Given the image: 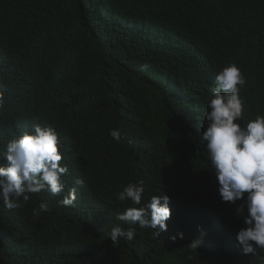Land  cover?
Instances as JSON below:
<instances>
[{"label": "trees", "instance_id": "obj_1", "mask_svg": "<svg viewBox=\"0 0 264 264\" xmlns=\"http://www.w3.org/2000/svg\"><path fill=\"white\" fill-rule=\"evenodd\" d=\"M0 52V152L16 129L52 125L68 167L65 192L77 188L71 207L47 191L17 209L0 202V264H207L231 253L208 223L221 210L233 230L241 221L199 169L208 156L193 129L211 73L232 63L246 77V116L261 114L264 0H0ZM18 102L24 109L12 107ZM139 180L142 204L174 196L159 236L117 219L133 206L118 193ZM41 201L48 209L35 216ZM116 224L134 238L113 243ZM201 230L204 248L193 249ZM251 264H264V249Z\"/></svg>", "mask_w": 264, "mask_h": 264}, {"label": "clouds", "instance_id": "obj_2", "mask_svg": "<svg viewBox=\"0 0 264 264\" xmlns=\"http://www.w3.org/2000/svg\"><path fill=\"white\" fill-rule=\"evenodd\" d=\"M142 67L146 69L148 66ZM211 75V90H208L203 115L193 129L199 146L208 156L206 168L199 165V169L211 176L213 184L217 183L221 200L231 203L241 222L233 230L225 221L227 213L221 210L208 223L214 234L213 241L219 247L226 246L231 253L206 263L233 264L236 258H240L243 260L241 264H251L257 249H264V107L260 115L246 116L240 97L246 77L236 63L214 70ZM6 81L7 76H0V107L5 102ZM12 107L24 109L21 102ZM109 134L114 140H120L118 129H112ZM59 136L54 126L38 123H30L10 133L5 150L0 152V159L3 160L0 163V202L5 208L17 209L22 206L21 200L27 203L30 194L41 191L60 196L58 203L62 207L74 205L77 188L70 187L65 192L63 176L68 172V167L61 163L63 145ZM82 183L76 181V184ZM146 190L143 180L123 186L117 198L121 202L131 201L133 206L125 208L117 219L154 229L159 236L160 232L167 231L166 221L174 209L171 203L174 196L163 192L162 195H152L146 204H142ZM47 209L48 203L41 201L38 208L33 210V215L39 216ZM177 212L179 215L184 214L182 210ZM134 235V229H125L116 224L111 228L108 238L118 243L120 238L131 241ZM177 236L182 239L183 233L178 232L170 239L175 242ZM204 245L205 236L201 230L196 240L191 241V248L200 246L203 250Z\"/></svg>", "mask_w": 264, "mask_h": 264}, {"label": "bare ground", "instance_id": "obj_3", "mask_svg": "<svg viewBox=\"0 0 264 264\" xmlns=\"http://www.w3.org/2000/svg\"><path fill=\"white\" fill-rule=\"evenodd\" d=\"M197 132H198V130L197 129H195Z\"/></svg>", "mask_w": 264, "mask_h": 264}]
</instances>
